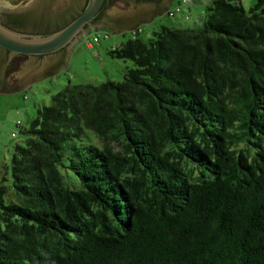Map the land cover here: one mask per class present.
<instances>
[{
	"label": "trees",
	"instance_id": "1",
	"mask_svg": "<svg viewBox=\"0 0 264 264\" xmlns=\"http://www.w3.org/2000/svg\"><path fill=\"white\" fill-rule=\"evenodd\" d=\"M137 30L15 125L0 264H264V0Z\"/></svg>",
	"mask_w": 264,
	"mask_h": 264
},
{
	"label": "water",
	"instance_id": "2",
	"mask_svg": "<svg viewBox=\"0 0 264 264\" xmlns=\"http://www.w3.org/2000/svg\"><path fill=\"white\" fill-rule=\"evenodd\" d=\"M169 0H0V92L64 65L87 26L111 33L148 21Z\"/></svg>",
	"mask_w": 264,
	"mask_h": 264
},
{
	"label": "rangeland",
	"instance_id": "3",
	"mask_svg": "<svg viewBox=\"0 0 264 264\" xmlns=\"http://www.w3.org/2000/svg\"><path fill=\"white\" fill-rule=\"evenodd\" d=\"M176 1L172 0L169 6L172 7ZM238 1L244 10H248L256 0ZM207 2L209 0H189L188 4L181 6L182 9L174 12L172 16L161 11L148 21L136 23L132 28L115 33L105 28L90 30L68 52L64 61L65 66L31 81L23 89L0 93V177L3 164L8 162L11 144L20 140L15 120H19L23 126L27 125L35 115L36 109L48 105L50 96L68 82L96 85L107 79L121 81L125 68L132 67V62L109 57L106 54L107 49L131 37L137 28L140 30L139 37L143 38L159 25L169 27L191 25L197 11ZM93 34L97 36V41L91 40ZM89 42L91 45L88 47ZM11 131L15 132L14 137L10 136Z\"/></svg>",
	"mask_w": 264,
	"mask_h": 264
},
{
	"label": "built area",
	"instance_id": "4",
	"mask_svg": "<svg viewBox=\"0 0 264 264\" xmlns=\"http://www.w3.org/2000/svg\"><path fill=\"white\" fill-rule=\"evenodd\" d=\"M188 1L189 0H179V3L178 4H176V5H174V6H172L170 9H168L167 11H166V14L167 15H169V16H172L173 14H174V12H176V11H180L182 8H181V6H183V5H186V4H188ZM138 29V28H137ZM139 30V29H138ZM137 30V31H138ZM91 40L92 41H96V36H92L91 37ZM91 44H90V42L88 43V47L90 46ZM15 125L19 128L20 127V121L19 120H15ZM10 136H15V132L14 131H11L10 132Z\"/></svg>",
	"mask_w": 264,
	"mask_h": 264
},
{
	"label": "flooded vegetation",
	"instance_id": "5",
	"mask_svg": "<svg viewBox=\"0 0 264 264\" xmlns=\"http://www.w3.org/2000/svg\"><path fill=\"white\" fill-rule=\"evenodd\" d=\"M170 1V0H169ZM152 16H154V15H152ZM151 16V17H152ZM98 28H105V29H108V28H106V27H98ZM98 28H93L92 26H87V29L85 30V31H81V36H80V38L83 36V35H87L88 33H89V31L90 30H95V29H98ZM108 30H110V29H108ZM111 31V30H110ZM73 47V46H72ZM55 72V71H54ZM53 73V72H52ZM51 74V73H50ZM30 83V82H29ZM28 83V84H29Z\"/></svg>",
	"mask_w": 264,
	"mask_h": 264
},
{
	"label": "crops",
	"instance_id": "6",
	"mask_svg": "<svg viewBox=\"0 0 264 264\" xmlns=\"http://www.w3.org/2000/svg\"><path fill=\"white\" fill-rule=\"evenodd\" d=\"M171 1H172V0H170V1L168 2V4L166 5V8H167V7H170L169 5H170ZM201 5H202V4H201ZM201 10H202V8H200V9L197 11L196 17H197V15L200 13ZM162 12H163V11H162ZM152 17H153V16H152ZM152 17H151V18H152ZM151 18H150V19H151ZM150 19H149V20H150ZM26 86H28V84H26L24 87L19 88V89H17V90L23 89V88H25ZM0 93H3V92H0Z\"/></svg>",
	"mask_w": 264,
	"mask_h": 264
}]
</instances>
